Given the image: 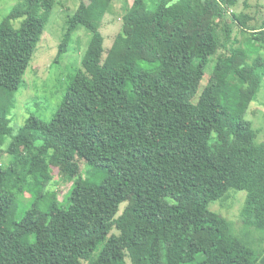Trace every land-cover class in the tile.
Here are the masks:
<instances>
[{
  "label": "trees",
  "instance_id": "1",
  "mask_svg": "<svg viewBox=\"0 0 264 264\" xmlns=\"http://www.w3.org/2000/svg\"><path fill=\"white\" fill-rule=\"evenodd\" d=\"M56 1L20 0L0 20V264H264V140L247 118L264 21L240 0H78L58 56L85 27L81 68L50 120L12 126ZM50 165L72 177L60 201ZM231 188L247 192L239 227L210 208Z\"/></svg>",
  "mask_w": 264,
  "mask_h": 264
},
{
  "label": "rangeland",
  "instance_id": "2",
  "mask_svg": "<svg viewBox=\"0 0 264 264\" xmlns=\"http://www.w3.org/2000/svg\"><path fill=\"white\" fill-rule=\"evenodd\" d=\"M20 0H0V20L7 14L10 7ZM132 1V0H130ZM121 0L117 1V10ZM78 0L56 1L45 32L41 38L30 61L26 72V85L17 92V104L12 114V126L24 124L25 119L31 113L38 115L43 120H50L61 102L62 97L70 83L71 77L82 66L83 56L88 47L90 32L85 27H80L72 36L68 49L60 56L58 50L62 40L68 12H72ZM154 6V5H153ZM236 12H244L249 23L264 21V0H240L234 8ZM232 12V10H230ZM69 17V16H68ZM18 26L19 20L15 21ZM122 28V13L106 15L102 25L104 35V48L107 50L112 45L114 38ZM237 36L243 35L237 31L238 26L233 27ZM247 118L253 122V127L248 131L251 139L257 130L256 142L264 140V85L247 113ZM83 170H86L85 162H81ZM84 164V165H83ZM51 180L47 189L53 191L60 201L68 192L72 177L70 174L62 175L58 167L49 166ZM245 190L229 189L225 196L210 204V208L232 220L236 226H240V212L246 201ZM7 200V198H5ZM58 217H55L49 230H53Z\"/></svg>",
  "mask_w": 264,
  "mask_h": 264
}]
</instances>
